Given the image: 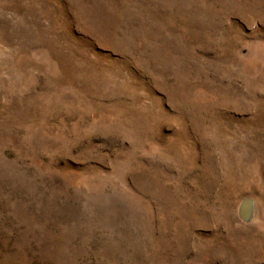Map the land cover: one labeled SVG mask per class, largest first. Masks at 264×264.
I'll return each instance as SVG.
<instances>
[{"label":"rangeland","instance_id":"rangeland-1","mask_svg":"<svg viewBox=\"0 0 264 264\" xmlns=\"http://www.w3.org/2000/svg\"><path fill=\"white\" fill-rule=\"evenodd\" d=\"M0 264H264V0H0Z\"/></svg>","mask_w":264,"mask_h":264},{"label":"water","instance_id":"water-1","mask_svg":"<svg viewBox=\"0 0 264 264\" xmlns=\"http://www.w3.org/2000/svg\"><path fill=\"white\" fill-rule=\"evenodd\" d=\"M237 212L240 219L248 221L253 214V200L250 197L243 198L239 203Z\"/></svg>","mask_w":264,"mask_h":264}]
</instances>
